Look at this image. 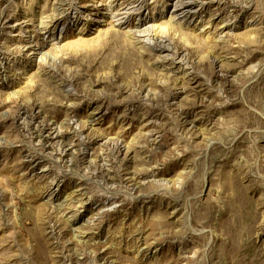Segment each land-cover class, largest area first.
Here are the masks:
<instances>
[{"label": "rangeland", "instance_id": "374dc122", "mask_svg": "<svg viewBox=\"0 0 264 264\" xmlns=\"http://www.w3.org/2000/svg\"><path fill=\"white\" fill-rule=\"evenodd\" d=\"M0 264H264V0H0Z\"/></svg>", "mask_w": 264, "mask_h": 264}, {"label": "bare ground", "instance_id": "6f19581e", "mask_svg": "<svg viewBox=\"0 0 264 264\" xmlns=\"http://www.w3.org/2000/svg\"><path fill=\"white\" fill-rule=\"evenodd\" d=\"M203 2V1H202ZM103 7V6H102ZM121 10V9H120ZM123 11V10H122ZM115 12V11H114ZM119 15V14H118ZM202 21V20H201ZM204 24V23H203Z\"/></svg>", "mask_w": 264, "mask_h": 264}]
</instances>
